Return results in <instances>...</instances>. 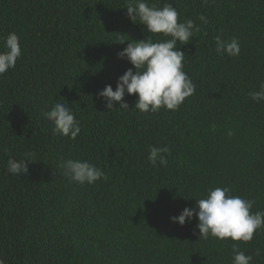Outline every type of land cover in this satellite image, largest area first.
Returning <instances> with one entry per match:
<instances>
[{
    "label": "trees",
    "instance_id": "obj_1",
    "mask_svg": "<svg viewBox=\"0 0 264 264\" xmlns=\"http://www.w3.org/2000/svg\"><path fill=\"white\" fill-rule=\"evenodd\" d=\"M148 2L169 3L178 22L200 28L177 42L195 91L175 111L141 113L135 94L124 97L129 110H106L97 96L132 67L117 58L121 40L167 39L132 22L126 0H0V51L9 32L22 50L0 75L4 264H231L233 243L264 264V229L248 243L202 240L195 216L183 226L169 219L209 187H228L264 211V101L248 95L264 82V0ZM217 35L238 38L240 55L217 54ZM57 102L80 122L75 140L41 116ZM165 145L167 165H151L149 146ZM10 157L30 160L28 175L8 173ZM66 159L87 160L105 178L70 182Z\"/></svg>",
    "mask_w": 264,
    "mask_h": 264
},
{
    "label": "clouds",
    "instance_id": "obj_2",
    "mask_svg": "<svg viewBox=\"0 0 264 264\" xmlns=\"http://www.w3.org/2000/svg\"><path fill=\"white\" fill-rule=\"evenodd\" d=\"M126 16L133 22L139 21L144 30L151 34H162L167 39L155 41L146 36L141 40H121L126 47L117 52V58L127 60L132 67L128 68L117 79L115 90L111 85H105L97 93L104 101L106 110L119 108L129 110L125 95H136L135 109L141 113H157L165 110L175 111L195 91L191 78L183 70L185 52L177 48L188 44L192 37L200 31L199 26L191 19L178 22V12L169 3L158 6L148 0H126ZM201 21L204 20L200 16ZM215 52L219 55L237 57L241 48L238 38L214 37ZM20 38L17 33L9 32L3 37V50L0 51V75L16 66L21 57ZM249 97L255 101H264V82L259 90L249 92ZM41 116L53 125V133L75 140L81 132L79 120L66 103L57 102L48 111H42ZM214 128V126H213ZM231 135V132H229ZM168 146H149L148 162L156 166H166ZM28 159L9 158L6 170L12 175H28ZM63 175L70 181L81 185L94 184L105 178L104 172L97 166L81 159H66L63 164ZM194 198V197H193ZM185 199V198H184ZM192 199V198H188ZM185 199V200H188ZM255 202L241 196L232 195L228 187H209L203 198H195V205L184 207L177 216L170 217V222L183 226L191 222L195 216L198 221V239L215 238L233 242H251L257 230L264 229V211L252 212ZM261 254L258 249L255 255ZM253 256L239 249L237 243L232 244L231 264H252ZM0 264L4 261L0 259Z\"/></svg>",
    "mask_w": 264,
    "mask_h": 264
}]
</instances>
